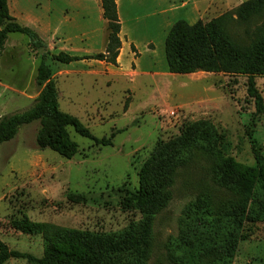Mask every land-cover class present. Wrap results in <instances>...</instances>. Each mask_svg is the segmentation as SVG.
<instances>
[{"label": "rangeland", "instance_id": "obj_1", "mask_svg": "<svg viewBox=\"0 0 264 264\" xmlns=\"http://www.w3.org/2000/svg\"><path fill=\"white\" fill-rule=\"evenodd\" d=\"M9 1L19 20L49 32L43 40L52 55L105 53L107 23L94 0L92 37L79 43L71 42V16L76 15L73 0ZM146 1L138 10L141 17L153 9L152 0ZM249 1L195 0L173 19L175 23L207 24L231 14L230 38L249 45L264 23V14L245 21L238 18L236 11ZM44 53V49L32 47L27 36L9 35L1 59L0 118L32 108L41 92L36 77ZM152 57L131 46L117 66L94 60L63 65L51 56L46 59L58 88L61 111L78 118L95 138L110 144L98 145L69 129L78 153L68 160L38 148L40 123L35 122L23 126L14 140L0 146V239L11 251L36 258L44 255L42 236L26 235L16 228L25 217L33 223L91 233H117L140 222L143 217L131 201L140 189L144 165L158 146L175 141L192 125L215 134L226 156L240 166L253 167L258 154L264 157V114L256 112L247 76L172 75L165 47L154 65ZM254 82L264 99V76L255 77ZM171 191L168 207L154 220L146 264H173L167 244L178 236L188 204L203 194L217 204L233 198L216 186L211 160L199 153L177 171ZM6 264L29 263L12 259ZM233 264H264V221L257 223L249 241L239 245Z\"/></svg>", "mask_w": 264, "mask_h": 264}, {"label": "trees", "instance_id": "obj_2", "mask_svg": "<svg viewBox=\"0 0 264 264\" xmlns=\"http://www.w3.org/2000/svg\"><path fill=\"white\" fill-rule=\"evenodd\" d=\"M101 1L108 29L106 51L81 58L65 52L52 55L35 31L11 15L9 0H0V75L10 34L25 35L32 47L45 50L36 77L41 92L28 111L0 118V146L14 140L23 126L35 122L40 123L36 137L38 148L49 149L68 160L78 153L69 129L98 145L110 144L108 140L95 138L78 118L61 111L58 88L46 63L51 56L63 65L94 60L117 66L122 49L118 0ZM263 14L264 0H250L236 11L242 21ZM230 18L231 14H226L207 24L175 23L165 43L169 72L172 75L204 72L247 76L256 112L264 114V99L254 82L255 77L264 76V23L251 36V43L242 45L228 34ZM220 141L200 125H192L175 141L158 146L141 171L139 191L132 196V205L143 217L140 222L117 233H91L33 223L25 217L16 223V228L26 235L43 237V257L11 251L0 239V264L12 259H25L29 264H146L151 254L154 220L172 199L177 171L187 166L197 153L211 160L216 186L233 198L217 204L210 195L203 194L188 204L180 220L178 236L167 244L168 256L173 264H233L239 245L249 241L255 235L257 223L264 221V157L258 154L253 167L240 166L226 156Z\"/></svg>", "mask_w": 264, "mask_h": 264}, {"label": "crops", "instance_id": "obj_3", "mask_svg": "<svg viewBox=\"0 0 264 264\" xmlns=\"http://www.w3.org/2000/svg\"><path fill=\"white\" fill-rule=\"evenodd\" d=\"M92 1L93 0H73L72 5L76 10V15L71 16L72 43H79L81 41L85 42L86 40L90 41L92 37L90 17ZM94 1L95 5L99 8L103 19L102 1ZM146 2V0H118L117 2L118 15L121 22L120 37L124 46L118 59L120 62H123L124 57L127 56V47L130 48L133 46L139 54L143 56L148 55L152 57L153 54L152 64L154 65L157 61L156 56H160V49L165 47L167 36L175 24L173 18H175L178 12L187 11L195 0H152L153 9L151 10V13L141 17L138 10L145 6ZM9 7L11 15L17 19V21H19L22 25L33 29L39 36H41L42 40L43 38H46L49 32L43 29V26L34 28L25 24L14 15L10 6V1ZM152 46H154V48H152ZM11 53H14V50H12ZM71 55L81 58L86 57L75 53H71ZM159 59H161V57H159Z\"/></svg>", "mask_w": 264, "mask_h": 264}]
</instances>
